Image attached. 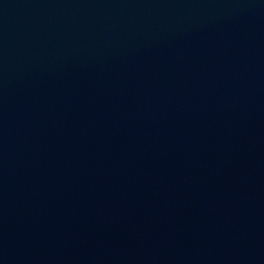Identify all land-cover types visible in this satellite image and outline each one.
<instances>
[{"label":"water","instance_id":"obj_1","mask_svg":"<svg viewBox=\"0 0 264 264\" xmlns=\"http://www.w3.org/2000/svg\"><path fill=\"white\" fill-rule=\"evenodd\" d=\"M0 264H264V0H0Z\"/></svg>","mask_w":264,"mask_h":264}]
</instances>
